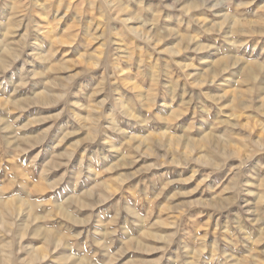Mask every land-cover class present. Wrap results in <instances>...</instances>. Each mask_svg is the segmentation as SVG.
I'll use <instances>...</instances> for the list:
<instances>
[{
    "label": "rangeland",
    "instance_id": "374dc122",
    "mask_svg": "<svg viewBox=\"0 0 264 264\" xmlns=\"http://www.w3.org/2000/svg\"><path fill=\"white\" fill-rule=\"evenodd\" d=\"M0 264H264V0H0Z\"/></svg>",
    "mask_w": 264,
    "mask_h": 264
},
{
    "label": "clouds",
    "instance_id": "9594fccd",
    "mask_svg": "<svg viewBox=\"0 0 264 264\" xmlns=\"http://www.w3.org/2000/svg\"><path fill=\"white\" fill-rule=\"evenodd\" d=\"M213 7H216V5H213Z\"/></svg>",
    "mask_w": 264,
    "mask_h": 264
}]
</instances>
